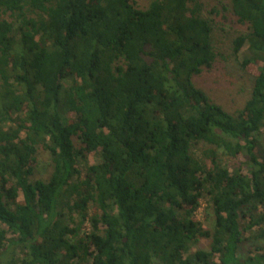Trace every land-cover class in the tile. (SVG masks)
<instances>
[{"label":"trees","instance_id":"1","mask_svg":"<svg viewBox=\"0 0 264 264\" xmlns=\"http://www.w3.org/2000/svg\"><path fill=\"white\" fill-rule=\"evenodd\" d=\"M230 7L231 112L199 0H0V264H264V0Z\"/></svg>","mask_w":264,"mask_h":264},{"label":"rangeland","instance_id":"2","mask_svg":"<svg viewBox=\"0 0 264 264\" xmlns=\"http://www.w3.org/2000/svg\"><path fill=\"white\" fill-rule=\"evenodd\" d=\"M203 4V13L211 20L214 28V45L217 52V59L209 71L202 72L195 80L197 87L202 89L216 104L228 111H234L242 105L249 97L253 79L241 71L239 58L233 55V40L245 31L234 17L230 0H199ZM137 5L144 9L149 5L150 0H136ZM246 47L243 49V51ZM254 72V69L253 71ZM259 141L264 148V132ZM35 166V178L47 179L51 173L50 159L46 151L39 149ZM89 164H93V158L88 157ZM240 162H243L241 159ZM225 164L226 162H222ZM243 172H246L244 170ZM197 218L205 228H212L210 209L202 202ZM0 229L6 227L0 225ZM264 248V241L256 242ZM208 241H202L193 249H207Z\"/></svg>","mask_w":264,"mask_h":264}]
</instances>
